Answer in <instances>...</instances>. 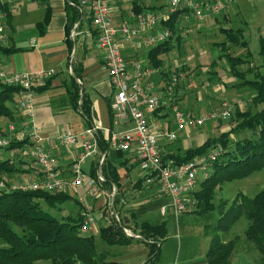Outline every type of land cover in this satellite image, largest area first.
Returning <instances> with one entry per match:
<instances>
[{
	"label": "trees",
	"instance_id": "trees-1",
	"mask_svg": "<svg viewBox=\"0 0 264 264\" xmlns=\"http://www.w3.org/2000/svg\"><path fill=\"white\" fill-rule=\"evenodd\" d=\"M0 9L4 14V21L1 20V22L4 27H7L10 12L6 4L0 3ZM132 9L135 11L142 10L136 1L133 2ZM188 11L186 8L178 7L166 20L160 23V27H166L170 30V36L168 39L148 48L147 60L150 66L160 68L163 63L160 55L172 50L174 44L180 42L181 36L177 23L181 15L187 14ZM47 18L48 15L38 25L44 26ZM219 30L224 35L225 40L214 43L218 44L221 50L225 49L227 42L240 45L248 50V41L244 38L242 28L224 26L220 27ZM15 50L17 49L11 45L6 46L0 42L1 54L7 55ZM258 54L262 58L260 66L262 71L256 74V79L245 78L243 72L237 69L238 65L245 63L247 57L251 56L249 50L244 55L235 56L228 52H223L220 55L228 62L231 73L238 78V82L234 84L235 87L238 85L248 86L254 91L250 101L255 110L240 111L236 108L232 114L239 121L232 128L218 135L208 136L194 147L181 148L177 146L175 149L168 148L171 152L165 153L166 158L171 163L180 164L206 153L216 144H220L225 149L224 153L214 162L213 172L200 183L195 192L197 207L190 211L206 217L214 210L218 212L216 223L211 226H204L206 231L215 229L204 255L206 264H232L231 255L236 246L238 235L224 240L220 234L228 232L241 217L247 221L243 232L244 237L253 243L260 254L257 264H264V186L252 196L238 192L226 209H224L226 200H222L218 205L213 202L215 191L220 188L222 183L243 179L259 171L264 173V38L262 37L259 38ZM51 78H47L43 84L32 86L31 90L42 91L46 89ZM21 91H24L21 87L4 84L0 81V121L2 119L8 120L5 129L1 127L0 123V134H7V124L11 121L18 124L23 120L22 115L15 108L18 102L15 96ZM72 105L74 108L80 107L82 115L88 121L87 124L92 122L90 100L84 95L79 103L76 88L72 91ZM243 130H251L255 134L254 137L229 140L232 134ZM30 140L29 136L20 140L13 139L5 148H22L31 144ZM98 147L102 152L109 150L108 144L100 132ZM123 153L122 151H113L111 156L107 154L101 165L105 184L115 185L118 191L121 187V174L114 159L123 158ZM20 158L22 160L17 159L15 161L7 157L0 158V180H4L7 185L10 184L14 174L26 173L31 170L29 167H24L26 164L22 163H26L23 159H32L23 156ZM120 163L125 166L126 160L120 161ZM95 169L92 162L90 165L91 175H94ZM142 181L143 178L138 177L134 187L142 186ZM154 197L155 199L152 198L148 204H141L137 212H131L134 228H130L141 234L142 240L128 237L120 226L113 229L111 225L100 227V239L109 246L126 245L133 240L144 241L149 249L148 257L143 264H155L160 252L159 241L167 234L166 220L160 219V217L140 219L138 216L139 213L145 212L148 207L159 208L166 201L163 198ZM40 199L44 200L50 208L65 202H73L78 205L76 197L68 192L0 189V264H37L38 261L44 260L50 261L51 264H122L108 260L103 251L97 250L94 234L81 232V213L58 218L40 205Z\"/></svg>",
	"mask_w": 264,
	"mask_h": 264
},
{
	"label": "built area",
	"instance_id": "built-area-1",
	"mask_svg": "<svg viewBox=\"0 0 264 264\" xmlns=\"http://www.w3.org/2000/svg\"><path fill=\"white\" fill-rule=\"evenodd\" d=\"M110 4L111 0H78L76 6L81 17L87 16L91 19L96 30V46L102 51L104 68L112 87L109 103L112 127L101 129L92 124L80 133L68 129L59 135V142L67 148L79 143L67 175H63L55 155L41 144L46 138L33 123V107L29 98H20L16 107L25 111L29 118L31 131L29 130L28 134L33 142L18 148L17 151L23 157L31 158L39 173L34 179L11 182L9 185L0 180V189L68 192L80 203L85 204L87 209H92L86 204L84 191L81 190L85 188L90 196H100L106 192L103 190L105 178L101 170L105 153L97 159L99 168L95 170L94 175H91L90 167L86 171L82 164L98 152L99 131H102L110 149L129 153L136 158L142 172L143 188L166 200L159 206L160 217H164L168 212L177 217L197 207L195 192L200 183L213 172L214 162L225 149L216 144L206 153L189 161L173 164L166 158L165 153L171 152L168 150V144L179 139L178 132L186 128L200 127L210 119L228 120L242 103L240 99L235 103L223 100L217 110L208 114L190 111L181 106L177 97L178 84L183 75L169 71L156 82L153 76L160 74L155 67L139 61L127 63L121 52L119 37L127 44L134 45L140 40L143 46L150 47L168 39L170 30L159 25L178 7L186 8L202 19L204 13H219L225 3L223 0H168L162 9L135 11L129 8L126 17L118 25L111 17ZM75 29L76 25L70 31V37H74ZM6 40L7 35L0 15V42L5 44ZM54 73L53 69L7 72L0 67V81L29 91L32 86L41 84ZM7 130V134L0 135V149L5 148L13 139L23 138V133H18L14 122L7 124ZM109 190L110 202H113L116 188L111 186ZM115 219H118L116 213ZM93 222L94 218L88 213L80 229L88 231ZM121 228L126 236L143 239L141 234L134 232L130 227Z\"/></svg>",
	"mask_w": 264,
	"mask_h": 264
},
{
	"label": "rangeland",
	"instance_id": "rangeland-1",
	"mask_svg": "<svg viewBox=\"0 0 264 264\" xmlns=\"http://www.w3.org/2000/svg\"><path fill=\"white\" fill-rule=\"evenodd\" d=\"M127 1H129L128 4L131 3V0ZM166 1L160 0L162 2L160 5L165 4ZM223 2L225 3L224 8L215 15L204 13L202 19L189 11L187 14L181 15L177 23L181 36L180 42L175 43L172 50L161 55L165 69L177 70L183 75L178 84V101L182 105L188 103V109L193 108L199 114H208L217 110L223 100L235 103L240 99L242 106L237 107L238 110H255L250 101L254 91L248 86L242 87L238 85L235 87L234 84L238 82V78L231 73L228 62L220 55L223 52H228L235 56L244 55L249 50L251 56L247 57L245 63L238 65L237 69L243 72L244 77L247 79L257 78L256 74L262 71V67H260L262 58L258 54V49L259 38H264V0H223ZM224 26L242 28L244 30V38L248 41V50L229 42L225 44V49L221 50L218 44L214 42L225 40L224 35L219 30L220 27ZM35 95L38 96L37 94ZM40 96H44V94ZM39 110L41 109L39 108ZM72 113V129L77 130L82 116L77 115L75 112ZM238 121L235 115L231 114L228 120L218 121L210 119L200 127L186 128L178 132L179 139L174 142L176 143L175 148L180 146L179 144L184 148L194 147L206 137L218 135L232 128ZM7 122V119H2L0 121L1 127L5 129ZM254 135L251 130H243L232 134L229 140L254 137ZM1 151L3 154H0V158L7 157L13 161L22 160L20 158L22 156L18 151L14 152L12 149L7 148H2ZM94 156H90L84 161L82 164L84 170H89ZM126 156L130 165L129 167L126 165V168H119L122 185L119 191L117 189L113 202H110L109 196L111 186L107 184H104L103 187L106 192L100 196H90L87 190H84L85 202L92 209H87L86 205L79 201L78 205L73 202H65L50 208L44 200H39L40 205L44 209L58 218L66 215L75 216L76 213H81L82 221H84L89 213L94 218L93 224L90 225L88 231L80 230L83 234H94L97 250L103 251L107 259H109V252L113 253L116 249H114L115 247H109L108 244L100 239V227L111 225L113 229L116 226L134 228L131 212H137L141 204H148L152 198L155 199L149 189L143 188V184L138 188L134 187V182L142 175V172L135 163V158L131 154ZM23 160L27 162V160ZM121 160L114 159L117 167L120 166ZM93 163H95L94 167L97 170L99 168L97 158ZM22 164L25 165L26 163ZM24 178L27 179V176L23 173L14 174L10 183L23 181L25 180ZM262 186H264V173L262 171L255 172L246 178L222 183L220 188L215 191L213 202L218 205L222 200H226L224 205V209H226L238 192L252 196ZM115 213L118 215V219H115ZM138 216L140 219L160 217L157 207H148L145 212L139 213ZM217 218V210L212 211L207 217L199 216L194 212H184L177 217L168 212L164 217H160V219L166 220L167 234L159 241L163 243V247L160 249L155 264H186L199 259L201 256L200 251L203 250L204 244H209L210 237L215 233L214 228L206 231L204 226L214 225ZM246 224V219L241 217L231 226L228 232L220 234L224 240L231 239L236 234L238 235L236 246L231 255L232 264H257L259 261V252L253 243L244 237L243 232ZM126 245L117 246L119 249L122 248L121 256L119 257L121 263L143 264L148 257L149 246L147 243L133 240L128 246ZM202 256L204 257V254ZM37 264L51 263L44 260L38 261Z\"/></svg>",
	"mask_w": 264,
	"mask_h": 264
},
{
	"label": "crops",
	"instance_id": "crops-1",
	"mask_svg": "<svg viewBox=\"0 0 264 264\" xmlns=\"http://www.w3.org/2000/svg\"><path fill=\"white\" fill-rule=\"evenodd\" d=\"M134 1L137 2V5L142 10L151 8L162 9V6H166V3H168V0L162 5H160L162 3L160 0H131V3L128 4L129 1L127 0H111V17L116 25L120 24L121 20L126 17L127 10L132 8ZM77 2L78 0H0L1 4L7 5L10 12L9 24L7 27H4L7 35L5 45H11L17 49L7 55L0 53V67L7 72L39 71L42 69H53L55 71L46 89L42 91L24 90L19 92L15 97L17 100L29 98L33 107V123L46 138L41 144L55 155L59 169H61L63 175H67V170L77 153L79 143L67 148L59 142V135L68 129L74 133H80L92 124L99 126L101 129L112 127V116L109 107L112 87L104 68L103 54L96 46V30L94 25L89 17H81L79 8L76 6ZM0 15L1 20L4 21V14L1 12V9ZM47 15L46 24L39 26L38 23L47 17ZM75 25L76 33L74 37H70V31ZM146 35L144 34V36ZM119 41L121 42L122 55L128 64H132L133 61H139L145 65H149L147 60V50L149 47L143 46L140 40H137L134 45L123 42L121 37H119ZM156 69L160 74L153 76L156 82L160 80L161 76H166L165 73L168 71H173L165 69L163 63L160 68ZM75 88L77 89L79 103L84 95L90 100L92 111V122L89 123L90 125L87 124L88 121L82 115L80 107L74 108L72 105V91ZM42 94L44 96H40ZM181 106L188 109V103L184 105L181 103ZM15 108L23 117V120L18 124L15 123V126L18 133H23L24 138L29 136L28 133L31 131L29 128L30 124H28L29 118L26 116L25 111L18 110L17 107ZM189 110L196 112L193 108ZM72 112L82 116L77 130L72 129ZM150 114L148 113V115ZM6 131L8 133L7 128ZM99 132L104 137V133L102 131ZM30 141L33 142L32 138ZM175 144L174 142L169 143L168 148L175 149ZM179 145L182 147L181 144ZM17 149L12 150L16 152ZM1 150L0 154L2 155ZM113 151L119 150L109 148V150L102 152L98 147V152L92 158L91 163L103 153H105V156L107 154L111 156ZM123 154L121 162L126 160L125 166L129 167L130 162H127L126 158L128 153L124 152ZM135 163L137 164V161ZM125 166L123 163H120L118 168H124ZM24 167L33 168L29 172L23 173L27 176V179L24 178L25 180L37 177L39 170L34 161L27 160ZM16 174L19 175L20 173ZM111 186L114 187L115 185L112 184ZM84 190L85 188H82L81 192ZM204 245L203 250L200 251V258L186 264H206L202 254L205 255L209 244ZM117 246H109L115 247L114 249L116 250L113 253L109 252L108 260L121 263L119 257L121 256L122 248L119 249ZM159 246L161 249L163 243L160 242Z\"/></svg>",
	"mask_w": 264,
	"mask_h": 264
},
{
	"label": "bare ground",
	"instance_id": "bare-ground-1",
	"mask_svg": "<svg viewBox=\"0 0 264 264\" xmlns=\"http://www.w3.org/2000/svg\"><path fill=\"white\" fill-rule=\"evenodd\" d=\"M129 154V153H128ZM136 159V158H135ZM137 161V160H136ZM138 163V162H137Z\"/></svg>",
	"mask_w": 264,
	"mask_h": 264
}]
</instances>
